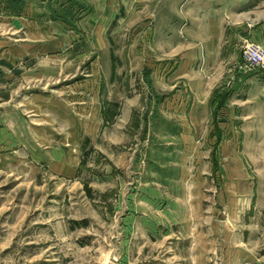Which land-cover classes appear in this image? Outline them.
Listing matches in <instances>:
<instances>
[{
    "label": "rangeland",
    "instance_id": "374dc122",
    "mask_svg": "<svg viewBox=\"0 0 264 264\" xmlns=\"http://www.w3.org/2000/svg\"><path fill=\"white\" fill-rule=\"evenodd\" d=\"M103 10L0 27V264H264V0Z\"/></svg>",
    "mask_w": 264,
    "mask_h": 264
},
{
    "label": "crops",
    "instance_id": "0c3cea01",
    "mask_svg": "<svg viewBox=\"0 0 264 264\" xmlns=\"http://www.w3.org/2000/svg\"><path fill=\"white\" fill-rule=\"evenodd\" d=\"M111 4V0H0V20H18V27H15V23H11L14 29L9 30L7 25L0 23L2 33L14 34L20 32L18 28L25 27V22L20 23V20L31 19H46L53 20L51 26L53 31H43L42 33L53 35V50L63 49L59 46V43H63V38H58L59 35H65L68 32L67 25L60 20H68L74 25L75 34H84L80 28L87 27L90 24V20L98 26L100 21H104L106 18V12H104L105 4L107 2ZM114 5V4H113ZM24 11L22 14L17 12ZM30 11V13H27ZM0 28V29H1ZM70 34V33H69ZM67 36V35H66ZM65 49L69 48L70 42L67 41Z\"/></svg>",
    "mask_w": 264,
    "mask_h": 264
},
{
    "label": "built area",
    "instance_id": "2783aa9c",
    "mask_svg": "<svg viewBox=\"0 0 264 264\" xmlns=\"http://www.w3.org/2000/svg\"><path fill=\"white\" fill-rule=\"evenodd\" d=\"M246 57L250 66L259 67L264 64V56L257 48L248 47Z\"/></svg>",
    "mask_w": 264,
    "mask_h": 264
}]
</instances>
